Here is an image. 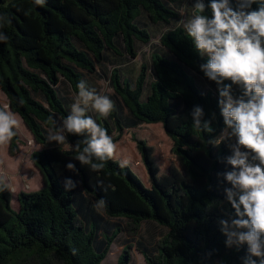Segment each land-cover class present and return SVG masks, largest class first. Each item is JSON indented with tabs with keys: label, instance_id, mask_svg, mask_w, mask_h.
<instances>
[{
	"label": "trees",
	"instance_id": "1",
	"mask_svg": "<svg viewBox=\"0 0 264 264\" xmlns=\"http://www.w3.org/2000/svg\"><path fill=\"white\" fill-rule=\"evenodd\" d=\"M182 7L180 0H45L43 6L0 0V16L11 21L0 27L9 37L0 42V89L42 147L30 158L44 181L37 191L18 193L19 210L13 208L11 187L0 190V264H102L121 229L101 244L99 227H91L76 208L80 189L104 200L109 218L125 219L130 237L138 236L147 220L169 228L157 241V253L142 250L147 264H242L246 245L239 251L227 248L218 225L231 211L220 203L226 199L223 186L229 185L217 177L231 151L208 142L223 127L216 85L199 71L206 58L196 53L179 23ZM148 21L167 27L164 50L156 49L132 81L107 61L112 55L136 59L138 45L153 40ZM98 68L110 77L114 108L107 118L91 110L88 115L107 130L116 153L97 172L70 148L84 137L65 133L64 144H50L48 129L60 127L70 113L62 83L74 94L81 80L95 89L86 73L96 75ZM195 105L203 107L205 119L217 113L215 133L193 127ZM0 109H5L1 102ZM14 131L12 157L22 145ZM125 159L129 164L121 168ZM69 162L76 171L66 168ZM65 180L76 187L66 191ZM133 248H125L118 264H130Z\"/></svg>",
	"mask_w": 264,
	"mask_h": 264
},
{
	"label": "clouds",
	"instance_id": "2",
	"mask_svg": "<svg viewBox=\"0 0 264 264\" xmlns=\"http://www.w3.org/2000/svg\"><path fill=\"white\" fill-rule=\"evenodd\" d=\"M34 2L43 6L45 0ZM192 8V14L180 23L196 53L206 58L199 71L216 85L217 108L223 123L218 135L208 142L213 147L226 144L231 151L222 161L225 171L217 173L218 180L223 177L229 185L223 186L226 199L220 203L231 209L223 213L225 218L218 220L219 229L227 248L239 251L246 245L242 264H264V0H194ZM5 23L11 21L0 16V27ZM8 39L0 32V42ZM76 87L78 92L70 113L60 127L48 129V140L64 144L65 133L84 137L70 148L81 164L98 172L114 158L116 144L88 112L95 111L107 118L114 104L107 95L90 89L84 80ZM191 117L195 129L216 132L215 111L205 119L203 107L195 105ZM18 126L15 113L0 109V145L12 140ZM128 164L125 159L119 166L125 168ZM66 168L76 171L72 162ZM8 187L0 177V190ZM64 187L67 191L76 184L65 180ZM94 206L103 208L105 201L101 199Z\"/></svg>",
	"mask_w": 264,
	"mask_h": 264
},
{
	"label": "rangeland",
	"instance_id": "3",
	"mask_svg": "<svg viewBox=\"0 0 264 264\" xmlns=\"http://www.w3.org/2000/svg\"><path fill=\"white\" fill-rule=\"evenodd\" d=\"M194 0H180V5L183 6L181 8V19L186 20L193 12L192 5ZM146 28H150V32L152 34L153 40L152 43L149 45H141L138 46L139 55L136 59L130 58H118L115 56H110L109 61H107L110 69L115 67H119L121 72L124 74L126 78L129 80L135 81L140 73L141 65L143 63H150L151 54L158 48H162L161 44V37L165 31H167V27L165 24H161L164 26L154 25L152 22ZM181 25V24H180ZM144 26V27H145ZM182 26V25H181ZM164 50V49H163ZM100 67V66H99ZM149 76H152V72L149 71ZM86 80L90 81L92 86L95 88L96 92L101 95H107L110 99L112 96L115 95V91L113 90L110 77L104 72V70L98 68V73L96 75H89ZM61 93L62 96L67 100L68 104L71 107V104L74 102L73 90L71 86L67 82H63L61 85ZM151 92L150 83L145 90L143 101L147 100L148 94ZM113 98V97H112ZM0 102L5 107V109L10 110L9 108V100L7 96L1 91L0 89ZM12 112V111H11ZM96 113L95 111H91ZM17 115L19 120V126L16 127L21 141V150L17 156L12 157L9 154V143L5 145H0V177H5L7 183L10 185L11 190L14 192L13 194V208L15 210H19V203H18V193L20 191L32 192L37 191L38 188L41 186V182L38 184L39 186L34 187L35 183V173L32 171L34 165L31 162V154L36 151L40 150V146L37 145L35 142L31 132L24 124L21 117ZM93 117V116H92ZM66 135V134H65ZM50 142V141H49ZM55 141H52L50 144H53ZM111 262L109 264H113Z\"/></svg>",
	"mask_w": 264,
	"mask_h": 264
},
{
	"label": "crops",
	"instance_id": "4",
	"mask_svg": "<svg viewBox=\"0 0 264 264\" xmlns=\"http://www.w3.org/2000/svg\"><path fill=\"white\" fill-rule=\"evenodd\" d=\"M40 148L42 147L40 146ZM32 171L35 173L34 187L39 186L38 184L41 182V186L38 188L41 189L44 186L43 178L35 167ZM96 202V199L87 195L82 189L76 193L75 205L77 210L87 218L91 227H99L98 241L102 244L104 239L110 237L117 229H121L102 264L111 262L118 264L128 245L134 246L131 252L130 264H147L142 250H146L150 254L157 253V241L169 233V228L160 225L156 221L147 220L143 222L139 235L130 237L124 230L126 220L123 218H109L105 214L104 208L97 209L94 206Z\"/></svg>",
	"mask_w": 264,
	"mask_h": 264
},
{
	"label": "water",
	"instance_id": "5",
	"mask_svg": "<svg viewBox=\"0 0 264 264\" xmlns=\"http://www.w3.org/2000/svg\"><path fill=\"white\" fill-rule=\"evenodd\" d=\"M9 108L12 111V104L9 102Z\"/></svg>",
	"mask_w": 264,
	"mask_h": 264
}]
</instances>
